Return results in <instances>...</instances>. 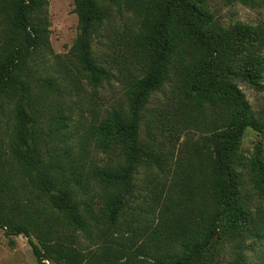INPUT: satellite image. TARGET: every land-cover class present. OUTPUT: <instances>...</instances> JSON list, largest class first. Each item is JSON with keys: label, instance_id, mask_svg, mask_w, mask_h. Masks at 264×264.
Listing matches in <instances>:
<instances>
[{"label": "trees", "instance_id": "trees-1", "mask_svg": "<svg viewBox=\"0 0 264 264\" xmlns=\"http://www.w3.org/2000/svg\"><path fill=\"white\" fill-rule=\"evenodd\" d=\"M228 1H240L253 7L259 5L258 0ZM73 2L79 34L72 53L79 72L94 86L109 81L113 74L97 54L94 45L96 32L100 29L118 32L115 16L125 22L129 17L132 19L130 26L118 36L119 42L125 45L126 67H121L120 72L129 77L127 109L110 110L100 124L104 150L119 149L118 154L124 159V163L97 168L101 184L113 190L104 209V220L109 226L117 224L128 204L126 195L134 188L138 166L147 162L164 169L166 161L162 155L152 142L141 137V125L152 95L171 80V76H177L178 86L199 106L206 102L232 110L226 116L224 131L214 142L209 196L206 197L207 192L201 184L197 186L199 192L196 190L194 179L183 180L182 195L191 204V211L186 212L181 231H176L181 233L177 236L170 228L166 234V226L161 225L153 236L156 250L167 244L168 256H154L152 264H204L205 252L214 244L213 239L219 235L223 223L239 224L248 212L240 203L241 183L235 171L236 153L244 132L251 127L264 133L260 120L251 112L239 87L225 81L219 73L229 71L247 44L261 43L264 39L249 24L219 25L207 0ZM48 5V0H0V129L1 117L12 104L10 128L17 159L23 171L62 214L69 231H51L53 240L50 241L38 236L40 245L34 240L37 220L24 219L16 208L18 204L5 199L11 182L5 177L1 148L0 228L10 245L15 243L14 236L25 235L38 264H47L45 260L53 254L58 264H109L108 259L104 261L103 254L95 253L88 258L75 245L77 233L93 237L97 220L95 217H92L94 221L90 220L91 215L82 209V201L72 195L68 182L57 179L39 151L41 113L34 94L35 85L39 83L53 91L60 87L57 77L37 75L40 52L52 50ZM247 61L240 75L257 85L259 78L264 76V57L253 53ZM132 69H135V75ZM258 170L264 178V168ZM58 184L59 189L54 191ZM197 203L202 213L197 212ZM45 219L49 222L48 217ZM177 244L179 252H174Z\"/></svg>", "mask_w": 264, "mask_h": 264}, {"label": "rangeland", "instance_id": "rangeland-1", "mask_svg": "<svg viewBox=\"0 0 264 264\" xmlns=\"http://www.w3.org/2000/svg\"><path fill=\"white\" fill-rule=\"evenodd\" d=\"M48 1L52 50L40 52L37 75L57 77L60 87L53 91L39 83L35 85L34 94L41 113L38 146L47 167L58 180L68 182L72 195L82 201V209L91 215L90 220L92 217L97 220L93 237L77 233L75 245L88 258L95 253L103 254L104 261L108 259L109 264H152V257L168 256L167 244L156 250L154 231L163 225L166 226V234L170 228L177 234L176 231H181L186 212L191 211V204L182 195V181L194 179L196 190L199 192L197 186L201 184L207 192L206 197L209 196L214 142L224 131L226 116L232 110L206 102L199 106L178 86L177 76H171V80L152 95L141 125V137L152 142L162 155L166 161L164 169L147 162L138 166L134 188L126 195L128 204L124 206L117 224L109 226L104 220V209L113 190L101 184L97 168L124 163V159L119 156V149L104 150L100 124L110 110L127 109L129 77L120 72L126 63L125 45L119 42L118 36L130 26L132 19L129 17L125 22L115 16L113 19L118 32L103 29L96 32L94 45L97 54L113 74L109 81L94 86L79 72L72 53L79 34L73 0ZM207 2L219 25L249 24L264 39V0H258L259 5L254 7L240 1ZM253 53L264 57V40L247 44L229 71L226 69L219 74L225 81L239 87L264 130V76L256 85L240 75ZM132 74H136L135 69H132ZM12 107L9 105L1 117L0 129L5 177L11 182L5 199L18 204L16 208L24 219L37 220L33 238L40 245L38 236L50 241L53 240L51 231L63 233L69 228L62 214L23 171L17 159L10 128ZM259 167L264 168V133L248 127L235 160V171L241 183L240 203L248 212L239 224L223 223L219 235L213 239L214 244L205 252L204 264H264V178ZM59 187L60 184L54 191ZM198 203L197 212L202 213ZM14 239L15 243L10 245L0 228V264H38L28 238L19 234ZM174 252H179L178 244ZM54 257L55 254L45 262L58 264Z\"/></svg>", "mask_w": 264, "mask_h": 264}]
</instances>
